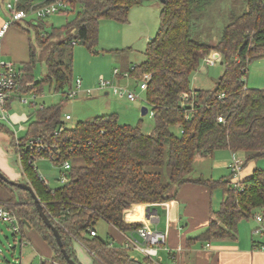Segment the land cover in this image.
Instances as JSON below:
<instances>
[{
    "label": "trees",
    "instance_id": "trees-1",
    "mask_svg": "<svg viewBox=\"0 0 264 264\" xmlns=\"http://www.w3.org/2000/svg\"><path fill=\"white\" fill-rule=\"evenodd\" d=\"M68 1L71 6L67 9L74 15L60 27L51 25L47 30L43 19L38 24L24 21L33 27L39 41H49L63 32L65 35L45 57L46 71L41 80L34 79V67L41 57L29 36L28 59L19 69L20 82L29 80L32 84L20 89L19 96L28 91L38 96L46 84L56 92L65 93L74 82L72 50L66 46L81 41L89 49L94 48L102 18L127 22L133 5L151 0ZM210 1H162L160 24L148 40L145 58L128 70L130 76L138 79L146 72L151 73L143 92L146 105L154 112L150 132L143 131L141 124L122 123L116 112L99 114L69 126L62 110L63 100L50 104L33 101L35 107L27 119L26 136L22 138L0 123V132L9 136V143L18 154L25 180L32 185L59 229L64 248L79 264L84 263L77 255L76 242L89 251L90 264H149L147 257L136 258L128 247L99 234L96 225L105 220L125 232L138 230L142 223H127L123 219L124 210L135 202L154 205L174 199L186 182L201 183L212 190L221 188L223 192L220 207L212 211L206 229L199 235L203 240L235 238L242 220L256 214L264 219V167H256L251 176L241 179L239 186H234L232 175L189 176L201 151H243L244 164L264 156V88L246 84L248 63L264 56V0H246L247 9L229 14L218 40L206 42L194 36V28L198 12ZM213 53L221 55L223 66L216 86L192 87V74ZM184 93L194 101L190 110L181 105ZM33 138L60 148L61 154L53 160L55 163L70 160L66 182L51 187L40 176L34 160L45 151L38 152L27 146ZM78 159L83 162H77ZM164 166L169 168L167 180L161 171ZM0 182L10 194L5 200L12 204L21 230L25 226L33 227L53 251L50 258L42 259L39 264H52L53 260L68 264L30 191L2 179Z\"/></svg>",
    "mask_w": 264,
    "mask_h": 264
},
{
    "label": "rangeland",
    "instance_id": "rangeland-1",
    "mask_svg": "<svg viewBox=\"0 0 264 264\" xmlns=\"http://www.w3.org/2000/svg\"><path fill=\"white\" fill-rule=\"evenodd\" d=\"M161 7V0H151L142 5H133L129 10L127 22H119L111 18H102L100 20L98 44L92 49H89L81 41H78L73 46H66L67 49L72 50L73 80L77 77H82L84 87L91 86L97 88L94 89L93 93L88 94L80 91L76 96L66 98L61 92L50 89L46 84L44 85L42 93L36 97V102L50 104L63 100V114L68 112L72 116L70 119H66L69 126H74L78 121L92 119L99 114L116 112L122 123H130L132 125L141 124L143 131H151L154 125L153 116L150 111L144 115L141 112V107L145 103L142 99L144 93L139 86L140 79L134 76H117L114 74L113 69L118 67L123 72L125 67L131 66V63H138L144 58L148 39L153 37L158 30ZM246 9V0H211L205 9L197 14L198 20L194 28V36L206 42L217 41L225 24L228 22L229 14L231 12L241 13ZM73 15V11L64 9L63 11L53 13L43 20L45 23L47 22L46 29L50 30L51 21L54 25L60 27L67 19H71ZM9 18L3 5V8L0 7V21L2 22ZM36 23L38 24V22ZM64 35L65 33L63 32L62 34H57L49 41L42 42L35 38L34 29L31 25L25 22H20V24L13 23L6 29L2 38L4 57L14 61L17 67H21L23 60L28 59V43L29 36H31L41 57V60L37 61L34 67V79L41 80L46 71L45 57L53 45H55L56 41H60ZM110 48L124 50L114 52ZM211 57L215 60L214 63L208 64L203 60L198 70L192 74V87L214 88L216 86V81L223 72V66L219 53H213ZM102 76L114 82V84H120L134 91L140 98L135 101H130L125 96H120L119 93L110 88L99 89L98 83ZM87 81H94V83L87 85L85 84ZM31 84L32 82L29 80H21L20 89L22 90L24 86H30ZM246 84L249 87L264 88V56L254 58L248 63ZM105 90L110 91V94L106 96L104 93ZM21 95L30 97L33 95V92L28 91L21 93ZM103 98H106L108 102L104 103L101 101ZM34 107L35 105L32 103L15 101L9 108V113L11 116L14 113H25L30 117ZM149 110H151L150 106ZM0 123L10 127L16 137L22 138L26 136L28 120H22L13 125L11 118L8 119L0 116ZM0 148L8 156L9 161L16 164L19 169L21 165L18 160V154L10 145L9 136L4 132H0ZM241 152L239 154H242ZM230 158H232V154L227 149L216 150L213 158L204 157L201 159V157L196 156L193 166L194 169L189 173V176L195 177L200 174L209 176L211 173L214 178L223 175L230 176L232 174L231 169L226 164ZM76 161L83 162L81 159ZM254 162H256L257 167L263 168L264 156L259 157ZM35 163L38 172L51 187H56L61 183L58 177L60 172L59 164L48 157L38 158ZM161 171L164 179L167 180L169 178V168L164 166ZM217 192L221 194L220 189ZM9 196V192L5 190L0 182V200L8 203L5 198ZM245 222L249 226H252V229L258 226L255 216L246 218ZM96 227L99 234L107 236L108 226L104 221H99ZM27 234L31 239L26 238L22 231L15 232L12 225L0 217L1 264L6 262H33L34 264H39L41 262L40 252L37 251H40V249L43 250L41 246H46L45 240L36 229H30ZM254 234L260 239L264 237V232H256Z\"/></svg>",
    "mask_w": 264,
    "mask_h": 264
},
{
    "label": "crops",
    "instance_id": "crops-1",
    "mask_svg": "<svg viewBox=\"0 0 264 264\" xmlns=\"http://www.w3.org/2000/svg\"><path fill=\"white\" fill-rule=\"evenodd\" d=\"M2 22L0 21V24ZM50 23L51 25H54L52 21ZM1 48L4 56L2 44ZM110 49L113 50L119 48ZM144 58L142 60H144ZM134 64L135 63H131V66ZM131 66L125 67L124 71H128ZM118 79L120 80V78ZM93 83L94 81H87L85 84L90 85ZM104 93L107 96L110 94V91L105 90ZM142 99L144 100V95ZM101 101L104 103L108 102L106 98H103ZM144 103L146 105L145 100ZM146 106L149 108L148 105ZM66 114L70 113L67 112L64 115ZM12 116L15 120L23 117H27L28 119V116L25 113H14ZM228 151L232 154V158L227 160V167L230 168V164L235 158H241L244 161V152ZM240 152L242 154H239ZM214 155L215 151H201L198 152L196 156L201 157L202 159L204 157L213 158ZM256 167L257 164L254 160L245 163L241 172V179L251 176ZM0 168L13 179L25 180L22 167L19 166L18 169L16 164L11 163L8 156L5 152H2L1 148ZM200 176L206 178L214 177L212 173L209 176L200 174L195 177ZM219 189L221 194L217 192ZM222 199L223 192L221 188H215L212 190L207 185L201 183L186 182L179 187L177 197L174 199L154 205L142 202L131 204V206L123 212V219L127 223L141 222L142 226H145L148 229L161 231L166 234V242L158 246L156 255L148 257L140 250L128 247L132 256L140 259L147 257L149 264H264V248L260 247V242H258H264V237L261 239L258 238V236L254 234L252 226H249V224L245 222V219L240 222L239 230L235 238L221 237L203 240L199 237V235L206 229L212 211L217 210L220 207ZM127 211L130 212L127 214ZM101 221H104L107 224V236L115 244L126 246L128 237H139L137 230L125 232L105 220ZM30 229L34 228L31 226H25L24 229L21 230L23 235L28 239H31L27 234ZM41 247L43 250L40 249V251H37L40 252L41 260L48 257L50 258L53 255V251L47 243L46 246L43 245ZM75 248L79 259L84 264H90L91 256L89 251L80 242L75 243ZM21 263L34 264L33 262Z\"/></svg>",
    "mask_w": 264,
    "mask_h": 264
},
{
    "label": "built area",
    "instance_id": "built-area-1",
    "mask_svg": "<svg viewBox=\"0 0 264 264\" xmlns=\"http://www.w3.org/2000/svg\"><path fill=\"white\" fill-rule=\"evenodd\" d=\"M3 5L6 14L10 18L8 20H4L0 24V116L8 119L11 118V123L14 125L15 123H18L21 120H27V117L15 120L13 116H11V114L9 113V108L12 106L13 102L20 101L24 103H32L33 101H35L37 94L33 92V95L30 97L18 95L21 86V71L19 67L16 66L14 61L9 60L3 56L1 48L3 35L6 29L13 23L24 22L26 20L36 23L40 19H45L53 13L69 8L71 4L68 0H0V7L3 8ZM204 61L208 64H212L215 62V60L211 56H206L204 58ZM113 72L117 76H130L128 71L121 72L118 67L114 68ZM150 78V72L144 73L142 78H140L139 86L143 92L146 91ZM95 88L96 87L91 86L84 87L82 77H77L73 82V86L66 90L63 94L64 96L70 98L76 96L80 91H84L88 94H91L93 93ZM98 88H110L115 92L119 93L120 96H125L130 101H135L140 97L134 91L129 90L125 86H121L120 84H114V82L104 78L103 76L99 80ZM181 105L188 110L194 107V101L190 98L188 93H184L182 95ZM148 111H150L151 115L153 116V110H149L148 108ZM188 114L189 111L187 112V116ZM65 117L66 119H69L71 115L66 114ZM218 119L223 120V117L219 116ZM27 146L34 148L38 152L45 151L43 155L37 156L36 159L41 157H48L51 160H55L61 154V150L56 144L49 145L48 143L43 142L39 138H33L28 140ZM36 159L34 161H36ZM244 165V161L241 158L233 159L230 164L232 181L234 183V186L240 185L241 172L243 170ZM59 166L60 172L58 177L59 181L63 183L69 179L71 162L70 160L65 159L62 163L59 164ZM0 217L4 221L9 222L15 232L21 231L19 219L17 218L13 209L8 203L1 200ZM255 218L258 222V226L254 228L253 232L263 233L264 224L262 215L256 214ZM137 232L139 234V237H128L126 247H133L135 249H138L148 257L156 255L158 246L166 242V234L161 231L148 229L147 227L142 226L137 230ZM91 234H95V231L91 230ZM259 246L264 248V242H260ZM52 264L61 263L53 260Z\"/></svg>",
    "mask_w": 264,
    "mask_h": 264
},
{
    "label": "water",
    "instance_id": "water-1",
    "mask_svg": "<svg viewBox=\"0 0 264 264\" xmlns=\"http://www.w3.org/2000/svg\"><path fill=\"white\" fill-rule=\"evenodd\" d=\"M164 1V0H161ZM148 111V107L146 105L142 106L141 108V112L142 114H146ZM0 179L4 180L5 182H8L10 184L19 186L21 188H25L27 190L30 191V193L32 194L33 198H34V203L36 205V208L40 214V216L42 217V219L44 220V222L52 228L56 239L59 243V245L61 246L62 252L68 262V264H79L75 259H73L69 253L67 252V250L64 248L63 245V241H62V236L61 233L59 231V229L54 225V223L52 222L51 218L49 217V215L46 213L44 206L42 204V202L40 201L38 195L36 194L34 188L32 187V185L26 181V180H16L13 179L11 177H9L5 172H3V170L0 168Z\"/></svg>",
    "mask_w": 264,
    "mask_h": 264
}]
</instances>
